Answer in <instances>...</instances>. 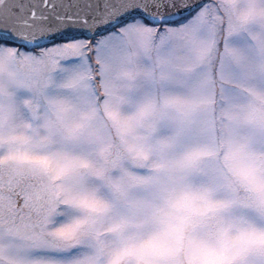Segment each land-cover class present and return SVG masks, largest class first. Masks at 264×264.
Instances as JSON below:
<instances>
[{"label": "snow or ice", "instance_id": "snow-or-ice-1", "mask_svg": "<svg viewBox=\"0 0 264 264\" xmlns=\"http://www.w3.org/2000/svg\"><path fill=\"white\" fill-rule=\"evenodd\" d=\"M0 264H264V0H0Z\"/></svg>", "mask_w": 264, "mask_h": 264}]
</instances>
